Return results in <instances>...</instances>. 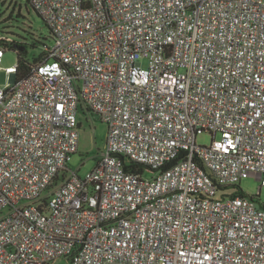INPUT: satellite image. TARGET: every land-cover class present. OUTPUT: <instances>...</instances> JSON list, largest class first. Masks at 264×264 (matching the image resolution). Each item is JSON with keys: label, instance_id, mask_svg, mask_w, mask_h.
<instances>
[{"label": "built area", "instance_id": "2783aa9c", "mask_svg": "<svg viewBox=\"0 0 264 264\" xmlns=\"http://www.w3.org/2000/svg\"><path fill=\"white\" fill-rule=\"evenodd\" d=\"M31 4L54 44L0 84V264H264L239 187L264 186V0ZM80 113L108 128L85 176Z\"/></svg>", "mask_w": 264, "mask_h": 264}, {"label": "rangeland", "instance_id": "374dc122", "mask_svg": "<svg viewBox=\"0 0 264 264\" xmlns=\"http://www.w3.org/2000/svg\"><path fill=\"white\" fill-rule=\"evenodd\" d=\"M12 15V16H10ZM12 17L13 20H10ZM8 34L12 40L21 43L26 49L25 58L34 61L47 47L54 44L51 30L43 17L26 2V0H6L0 3V30ZM9 27V29H8ZM18 52L14 49H7L0 63V84L6 87L13 86L10 74L6 68L18 66ZM80 142L79 151L75 153L68 162L72 171L85 176L97 164L101 152L106 146L107 124L94 113H80ZM213 136L210 132H204L197 137V144L209 145ZM155 172H145V178H150ZM261 181L256 174H247L241 178L239 187L248 195L255 196L264 205V186L259 191ZM7 212L4 209L3 214ZM50 264H71L70 258L60 257Z\"/></svg>", "mask_w": 264, "mask_h": 264}, {"label": "trees", "instance_id": "16d2710c", "mask_svg": "<svg viewBox=\"0 0 264 264\" xmlns=\"http://www.w3.org/2000/svg\"><path fill=\"white\" fill-rule=\"evenodd\" d=\"M26 2L28 4H30V5H32L31 4V0H26ZM10 16H12V15H10ZM12 17H10L11 18L10 20H13ZM5 29H7V27L6 28H3L2 30H0V35H7V36H9L8 34H6L3 31ZM8 29H9V27H8ZM2 41H3V44L7 48L14 49L15 51L18 52V60L19 61H18V66H17L18 72H17L16 80H20L22 77H24L26 74H28V72L30 70L31 63L36 62V61L43 60L47 56V51L46 50H47L48 47L46 48V50L39 57L35 58L34 61H29V60H27L25 58L26 49L24 48V46L21 43L16 42L15 40L8 41L6 39H3ZM127 168L128 169H133V170L137 169L139 171L142 170V167L140 165H138V164H127Z\"/></svg>", "mask_w": 264, "mask_h": 264}, {"label": "water", "instance_id": "95a60500", "mask_svg": "<svg viewBox=\"0 0 264 264\" xmlns=\"http://www.w3.org/2000/svg\"><path fill=\"white\" fill-rule=\"evenodd\" d=\"M12 80H14V78H12Z\"/></svg>", "mask_w": 264, "mask_h": 264}]
</instances>
